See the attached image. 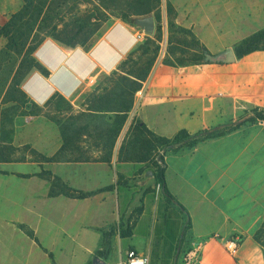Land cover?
I'll return each mask as SVG.
<instances>
[{
  "label": "crops",
  "instance_id": "1",
  "mask_svg": "<svg viewBox=\"0 0 264 264\" xmlns=\"http://www.w3.org/2000/svg\"><path fill=\"white\" fill-rule=\"evenodd\" d=\"M171 2L177 24L192 30L213 55H222L264 29V0ZM4 19L0 12L1 25ZM141 32L136 25L121 22L89 49L42 43L35 53L42 71L36 70L24 80V94L39 106L54 95L73 104L83 100L91 85L102 75L117 71L136 50ZM220 62L179 68L158 62L145 83L137 120L157 135L173 138L181 131L191 135L212 132L238 119L246 120L254 109L264 110V50L232 63ZM165 164L167 187L185 212L169 205L158 187L144 198L145 208L133 235L113 241L104 260L96 257L102 237L92 229L116 222L118 191L85 200H48L51 205L46 207L35 201L24 218L40 241H0V264H93L97 259L120 264L130 250L148 256L150 264H184L185 249H180L177 239L186 227L190 238L204 242L199 264H264V234L258 239L264 227V123L243 124L193 148L170 150ZM91 178L94 176H87V180ZM98 178L109 179L106 173ZM96 182L98 187L104 185ZM86 184L91 185L90 180ZM168 210L171 216H167ZM28 217H35V222ZM157 231L170 241H156ZM142 235L144 243L133 241ZM233 238L241 241L235 254L226 248V241ZM41 240L60 243L46 246ZM84 241H91L86 249L79 247Z\"/></svg>",
  "mask_w": 264,
  "mask_h": 264
},
{
  "label": "rangeland",
  "instance_id": "2",
  "mask_svg": "<svg viewBox=\"0 0 264 264\" xmlns=\"http://www.w3.org/2000/svg\"><path fill=\"white\" fill-rule=\"evenodd\" d=\"M76 1V5L70 1L55 5L47 14V21L44 24L39 23L28 30L24 46L10 49L9 39L3 33L4 27L22 9L23 1L0 0V12L5 16L3 24H0V241H21V243L40 241L35 229L30 225L31 222L24 218L32 202L42 201L43 207H46L51 205L48 200L60 198L66 201L85 200L102 193L118 191L120 196L116 222L113 225L92 229L93 233L100 234L101 241H110L112 244L118 238L121 240L128 238L123 237L128 231L132 232L131 236L133 235L145 208L144 198L148 194L156 193L159 187L157 183L155 187L153 185L156 181V166L164 165L165 156L170 150L161 148L157 144L155 146L153 143L143 146L134 142L138 136L135 127L142 124L136 118V111L140 108L146 82L142 83L141 89L133 95L131 92L128 94L127 100L132 101V108L126 114L115 112L121 110L117 102L120 100V92L115 90V83L120 76H126L130 80L134 78L121 71L123 69L120 67L115 72L102 75L90 86L91 90L84 95L83 100L74 104L57 98L50 104L39 106L29 101L22 90L24 80L34 72L35 53L40 43L46 41L58 43L56 40L58 35L69 30L78 18L90 14L95 16L84 22V26L88 27L86 37L78 38L79 41L87 39V45L96 44L112 26L123 22L120 18L122 12L100 8L101 14L92 5L81 3L84 0ZM169 6L172 8L171 12ZM158 13L159 22L155 19L156 13L152 15L155 19L154 34L147 35L144 32L139 44L149 49L148 54L143 57H140V54L136 55L137 66L128 68L135 73L145 70L149 64H152L150 76L158 62L179 68L166 62H184L200 56V49L186 35L176 32L172 38L170 23L184 27L176 22L177 14L171 0H162ZM224 24L223 28H225ZM251 36L245 37L231 50L235 53L236 48ZM153 41L156 42V46L159 45L157 51L155 45H152ZM258 47L264 49V42L259 43ZM76 48L81 46L78 45ZM224 53L215 55L216 59L218 60ZM125 71H128L127 68ZM123 115L126 116L125 123L111 149L107 138L100 137V133L107 131L114 124V120ZM236 123H240V119ZM142 139L147 140L149 137L145 135ZM188 142L175 149L187 146ZM117 145L121 146L118 150V162L114 163ZM108 157L110 160L106 162ZM52 158L51 162H46L47 159ZM172 162L175 166L178 165L176 160ZM105 173L109 179L98 178ZM90 175L94 176L89 179L91 185L86 184L89 181L87 176ZM97 179L104 185L98 187V184H94L97 183ZM110 179L113 181L109 183ZM83 185L88 189L81 188ZM61 187L82 193L96 192L107 187L112 189L95 193L84 199L70 198L62 194L52 197V190L58 192ZM168 204L177 206L176 203L168 202ZM169 212L168 210L167 216H171ZM28 218L35 222V217ZM146 231L145 223L144 233ZM161 232H156V241H170L166 236L160 237ZM188 233L186 227L177 239L180 249H185L184 264L187 254L199 243H204L201 240H193ZM133 241L144 243L146 237L138 236ZM42 242L49 246L58 241ZM90 244L91 241H84L79 247L86 249V245ZM18 248L14 247V249Z\"/></svg>",
  "mask_w": 264,
  "mask_h": 264
},
{
  "label": "trees",
  "instance_id": "3",
  "mask_svg": "<svg viewBox=\"0 0 264 264\" xmlns=\"http://www.w3.org/2000/svg\"><path fill=\"white\" fill-rule=\"evenodd\" d=\"M23 1V7L22 9L15 14L10 22L6 24L4 27V35L8 37L9 39V45L8 48L10 49H18L21 46H24V41L27 38L28 30L30 28L38 25L39 23L44 24L47 21V14H49V11L52 10L55 5L65 4L66 2L70 1V3H73L74 5L77 4L76 0H22ZM88 3L92 5L95 9L102 14L100 8H106L107 10H113L122 12V15L120 18H122L123 22L135 25V20L137 18H144L151 16L156 13V21L159 22L160 14L158 13L159 8L161 6L162 0H84L81 3ZM169 10L171 12L172 8L169 6ZM158 13V14H157ZM95 15L90 14L87 15V17L78 18L75 22V24L70 29L65 30L63 34L58 35L56 40L59 44L67 47V48H76V46L80 45L83 49H89L94 44L87 45L86 41H79L78 38L86 37L87 34V25L84 26V22L86 19H92ZM102 22V21H101ZM170 32L171 36L173 38V35L177 32L182 35H186L189 37L194 45L198 49H200L199 52L200 56L196 58H192L190 60H184V62H178V63H172L166 62L167 64L171 66H177V67H185V66H191V65H199V64H209V63H221L219 60L216 59L217 56L211 54L208 49L203 46L200 41L196 38L192 30L184 29L179 26H177L175 23H170ZM78 40V41H77ZM159 41V39H157ZM152 45H155L156 51L159 48V45L156 46V42L153 41ZM264 42V30L252 35L250 38L245 39L235 50V56L238 59L243 58L244 56H247L248 54H251L252 52L258 51V50H264L258 47V44ZM42 43H40L37 47H39ZM170 44H173L170 42ZM38 49V48H37ZM149 52V49L146 46H139L136 50H134L128 58L122 63L120 66L121 71L126 72L127 75L132 76L134 79L130 80L128 77L120 76L118 80L115 83V90L120 92L118 100V104H120L121 110H116V113H123L126 114L130 109L132 108V101L128 102L127 96L128 94L133 95L135 92L141 89L142 83L146 82L152 64H149L145 70H140L138 73H135L132 70H129V66L136 67L138 58L136 55L140 54V57L146 56ZM173 52V51H170ZM127 68L128 71H125ZM39 70L42 71L40 65L38 62L35 61L34 71ZM57 98L63 97L59 95H54L49 102L46 103L50 104L52 101H54ZM108 112V111H107ZM126 116L123 115L122 117H117L116 120H114V124L111 125V127L107 131H103L100 133V137H104V139L107 138L108 143L111 146V149L113 148L116 139L119 137V134L121 132V129L125 123ZM258 122L264 123V110L260 109H254L251 111L250 116L240 122H232L228 124L227 126L221 128V129H215L211 133H208L207 131L199 132L195 135H191L187 133L186 131H181L177 133L173 138H166L157 135L153 131H151L146 125L139 124L135 127V130L138 132V136L135 138L134 142H137L140 145H148L153 143L155 146L160 145L161 148L166 149H175L177 146L184 144L185 142H188V145L186 147L193 148L199 143H203L207 140L216 139L223 137L231 132H234L237 130L241 125L243 124H256ZM111 124V123H108ZM148 136L149 139L144 140L142 139L144 136ZM99 142V141H98ZM110 154V152H109ZM109 156V155H108ZM110 157V156H109ZM106 158V162H109L110 158ZM52 159H47L46 162H51ZM162 160H164L162 158ZM157 170L155 172V180L157 185L160 187L165 199L169 203H176L177 206L184 210L185 209L177 203L176 198L171 194L169 191L167 184H166V164L164 162L163 166H156ZM59 186V185H58ZM60 187V186H59ZM112 187H107L104 189H100L96 192H88V193H82L76 190H72L68 187H61V190L58 192H55V190H52L51 196H58V195H65L70 198L75 199H84L88 198L95 193H100L103 191L111 190ZM189 218V217H188ZM131 231H128L124 234L123 237H129L131 236ZM264 234V227L263 229L258 233V239H261L262 235ZM111 252V242L110 241H103L101 245V249L97 251L96 257L101 259H106Z\"/></svg>",
  "mask_w": 264,
  "mask_h": 264
},
{
  "label": "built area",
  "instance_id": "4",
  "mask_svg": "<svg viewBox=\"0 0 264 264\" xmlns=\"http://www.w3.org/2000/svg\"><path fill=\"white\" fill-rule=\"evenodd\" d=\"M143 33L138 34L137 39L141 40L143 38ZM94 81H91L93 83ZM212 239L220 240L219 236H212ZM204 243H199L192 251H190L185 257V264H199L201 261L202 249ZM241 241L238 238H233L226 241L227 250L235 254L237 253ZM120 264H150V258L145 255H141L135 250H130L127 252L126 258Z\"/></svg>",
  "mask_w": 264,
  "mask_h": 264
},
{
  "label": "water",
  "instance_id": "5",
  "mask_svg": "<svg viewBox=\"0 0 264 264\" xmlns=\"http://www.w3.org/2000/svg\"><path fill=\"white\" fill-rule=\"evenodd\" d=\"M135 25L140 28L142 31H144L147 35H153L155 31V19L154 16H148L144 18H137L135 20ZM219 61L225 62V63H232L236 60V56L234 51L229 50L223 54L222 57L218 58ZM93 264H104V262L100 259H97L94 261Z\"/></svg>",
  "mask_w": 264,
  "mask_h": 264
}]
</instances>
